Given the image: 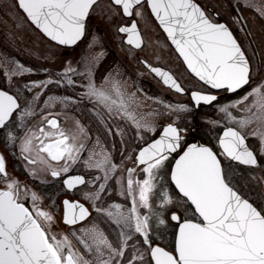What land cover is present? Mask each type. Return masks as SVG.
Listing matches in <instances>:
<instances>
[{
  "label": "snow or ice",
  "instance_id": "obj_1",
  "mask_svg": "<svg viewBox=\"0 0 264 264\" xmlns=\"http://www.w3.org/2000/svg\"><path fill=\"white\" fill-rule=\"evenodd\" d=\"M240 6L264 19V0ZM0 11L15 24L9 42L26 23L50 62L0 59L10 85L0 89V143L31 181L11 173L0 151V264H264V176L253 183L264 173V57L249 54L212 0H0ZM94 19L188 102L147 96L119 63L101 71L107 34ZM153 19L187 84L135 55L150 47L138 21L151 31ZM232 21L248 32L238 11ZM82 44L71 59L56 51ZM40 70L46 78L13 83ZM149 101L159 107L142 112ZM201 105L220 116L210 127L223 121L215 144L186 138L182 122ZM53 181L60 190L48 195Z\"/></svg>",
  "mask_w": 264,
  "mask_h": 264
},
{
  "label": "rangeland",
  "instance_id": "obj_2",
  "mask_svg": "<svg viewBox=\"0 0 264 264\" xmlns=\"http://www.w3.org/2000/svg\"><path fill=\"white\" fill-rule=\"evenodd\" d=\"M225 1L228 0H212V4L220 9V11L225 12V17L227 18V21L232 23L236 28L237 31L242 32L240 30V25L234 24L232 21V17L237 15V11L242 14L243 18H248L251 22V25H253L252 29H247L248 31H253L256 34L252 35L254 37H258L260 44H258V47L260 49L261 57H264V19H261L260 16L252 9L248 7H239L235 10H232V14L227 13V8L225 7ZM232 2H237V0H230ZM109 0H102L103 4H107ZM241 5L245 2V0H240ZM23 13H20L21 18H23ZM128 19L124 18V23H128ZM142 27L145 29L146 25L144 22L141 21ZM151 31L147 32V42L150 44V47H146L145 50L141 53V55L149 56V58L162 62L164 65H167L169 67L172 66L173 61L171 56H168L171 54V49L169 44L167 43L166 39L162 37L159 32L160 30L158 27L152 22L151 25ZM93 28L94 30L106 33L107 35L104 38V52L105 56L103 57L101 61V66L104 64H114L119 63L122 65L124 70L126 71V75L130 76L132 80L143 89L144 93L147 94L149 97L153 98H159L163 99L166 102L176 103V102H188V96L187 95H180L177 94L169 89H167L164 85H162L153 75H151L141 64H139L136 59H134L131 56L127 55V46L122 45L121 39L114 35L115 29H109L108 26L101 22L99 19H94L93 22ZM15 29L14 22L6 16L2 11H0V59H3L4 57H7L9 60L15 59L19 60L21 63H24L26 66L31 67H38L39 65L48 64L50 66V62L48 60L43 59L42 56L39 55L40 52H43L46 48L49 47V45L46 43L45 40L41 39V36L38 34L37 30H34L33 28L29 27L26 23L24 26L19 30L18 35L22 37L17 43L13 44L9 42V33L10 31ZM244 34V33H242ZM245 36V35H244ZM243 37V36H242ZM157 41L159 43H157ZM244 44H247V46L251 49V39L249 40L244 37L243 40ZM86 45L82 44L79 47H73V49L65 51L63 47H60L59 50H56L58 52V56L61 58H73L78 57L82 54V52L86 49ZM136 56L139 57L138 54L135 53ZM114 58L115 61L113 63H110V61ZM108 68V67H107ZM175 75L180 79L182 83L187 84L188 80L190 79L189 73L186 71V69L182 66L180 63V66L171 67ZM143 72L144 75L140 76L139 73ZM45 73L40 70L39 72H36L32 75L26 74L22 78H14V84L15 83H27L31 79H44ZM0 85H4L7 87V89L10 87L8 84L7 78L5 76V69L2 64H0ZM149 107L142 109L141 111L144 113H147L148 111L152 109H156L159 106L152 103L151 101L148 102ZM216 111V110H215ZM85 114V113H84ZM83 114V115H84ZM168 118L167 117H160L159 121L161 123L165 122ZM210 119H220V116L215 112V115L209 116L208 113H204L201 116V124H202V135H207L212 132H219L222 128V124L220 127H210L208 125V120ZM182 125L184 127H188L190 129L189 133L187 134V139L189 140L192 135V129L196 125L193 119V116H188L186 120L182 122ZM200 132V131H199ZM255 180L259 181L261 176H264V173L257 170V172L254 174Z\"/></svg>",
  "mask_w": 264,
  "mask_h": 264
},
{
  "label": "flooded vegetation",
  "instance_id": "obj_3",
  "mask_svg": "<svg viewBox=\"0 0 264 264\" xmlns=\"http://www.w3.org/2000/svg\"><path fill=\"white\" fill-rule=\"evenodd\" d=\"M241 4V2H240ZM237 2H232L230 0L228 1H225V7L227 8V13L230 15L232 14L231 11L232 10H235L237 7ZM242 8V6H240ZM221 12V16H220V20L221 22H227L229 24V26L232 28L233 30V33L238 37V39L240 40V42L242 43V45H244L246 48H248V52L249 54L252 53L253 50H256L257 53H258V58H260L262 55L260 53V49L258 47V44H260L261 42H259V39L257 36L254 37L252 35H255L256 33L253 32V31H248V32H240L237 31V28L230 22L227 21V18L225 17V12ZM128 19V23H125V24H130V18H126ZM247 20V25H246V28L249 30V29H252L253 30V25H251V22L249 21L248 18H246ZM157 27L158 29L160 30L159 34L164 37V39H166L167 43L169 44L170 46V49H171V54H169L168 56H171L172 58V61H173V64L172 66L173 67H176V66H180V63L182 64V61L180 59L177 58V54L174 52V48L172 47V45L170 44V42L167 40L166 38V34L163 32V30L158 26V23L154 21H152ZM138 26L142 29V34L144 35L145 37V40L147 42V32L144 31V28L142 27L141 25V21H138ZM253 26V27H252ZM264 31V30H263ZM250 32V34H248ZM244 33V34H242ZM245 35V36H244ZM243 36V37H242ZM244 37L247 38L249 40V38L251 39V49L247 46V44H244L243 40H244ZM126 38V37H125ZM146 48V47H145ZM145 48L140 51V50H137L136 51V54L139 55V58L140 59H144V60H147L149 63H151L152 65L154 66H159V67H163V68H166L170 71L173 72V70L171 69V67L167 66V65H164L162 62H159V61H155L151 58H149V56H146V55H141V53L145 50ZM65 51H68V50H71L73 48H64ZM114 58H112V60L110 61V63H113ZM113 64H103L101 66V71H103L104 69H106L107 67L111 66ZM143 66V65H142ZM182 66L186 69V66H184L182 64ZM144 67V66H143ZM145 68V67H144ZM146 69V68H145ZM147 70V69H146ZM148 71V70H147ZM149 72V71H148ZM150 73V72H149ZM174 73V72H173ZM151 75H153L152 73H150ZM175 74V73H174ZM154 76V75H153ZM155 77V76H154ZM156 78V77H155ZM157 79V78H156ZM160 83L161 81L159 79H157ZM162 84V83H161ZM163 85V84H162ZM167 88V87H166ZM0 89H4V90H7V87H5L4 85H0ZM168 89V88H167ZM172 91V90H171ZM221 95H226V96H232L231 93H228V94H224L223 92H221ZM233 99H235V97H232ZM196 112V110H195ZM208 113L209 116L211 115H215V109L211 106H204V105H201V107L199 108V111H198V115H197V119L195 118V114L193 116V119H194V122H195V126L194 128L192 129V135H191V138L188 140L189 143H194L196 141H200L201 143H204V144H215V137L219 134H222V128L219 132H212L210 134H207V135H202L201 134V127H202V124H201V116L204 114V113ZM81 119L84 123L86 124H89L90 125V128H91V131L93 133V135L96 134L97 130H98V125L96 124L94 118L89 115L88 113H85L84 115L81 116ZM196 129V131L194 132L193 130ZM200 131V132H199ZM117 140L119 139V137L116 138ZM127 143H128V146H129V150L131 149V147L133 146V142L131 140V134L129 133L128 135V138H127ZM0 151H4L7 159H8V168H9V171L11 173H13L16 177H18L20 180L22 181H25V180H28V178L26 177L25 175V169L22 167V163L21 161L17 158V156H13L11 155L10 152L6 151L4 149V146L2 143H0ZM16 151L18 152V148L16 149ZM127 154V152L125 153ZM117 160H119V157H117ZM129 166H131L130 162H129ZM80 171H83V169L81 168ZM29 183H31L30 180H28ZM43 190L44 192H46L48 195H53L55 194L56 192H58L60 190V185L59 183H56V182H50L48 184H45L43 185ZM117 200L119 201L120 198L117 197Z\"/></svg>",
  "mask_w": 264,
  "mask_h": 264
},
{
  "label": "water",
  "instance_id": "obj_4",
  "mask_svg": "<svg viewBox=\"0 0 264 264\" xmlns=\"http://www.w3.org/2000/svg\"><path fill=\"white\" fill-rule=\"evenodd\" d=\"M158 23V22H157ZM162 29V28H161ZM166 34V33H165ZM126 39V38H125ZM170 42V41H169ZM171 43V42H170ZM173 46V45H172ZM61 47H64V48H73V47H75V46H73V47H65V46H61ZM174 47V46H173ZM157 67H159V66H157ZM163 68V67H162ZM165 70H168V69H166V68H164ZM158 78V77H157ZM159 79V78H158ZM198 111H199V109H197L196 110V112H195V118L197 119V115H198ZM194 132L196 131V129H194L193 130ZM194 143H201L200 141H196V142H194Z\"/></svg>",
  "mask_w": 264,
  "mask_h": 264
}]
</instances>
